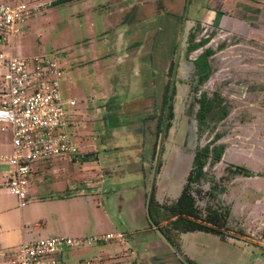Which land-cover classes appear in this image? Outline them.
Instances as JSON below:
<instances>
[{"label": "rangeland", "instance_id": "1", "mask_svg": "<svg viewBox=\"0 0 264 264\" xmlns=\"http://www.w3.org/2000/svg\"><path fill=\"white\" fill-rule=\"evenodd\" d=\"M187 2L30 0L34 11L21 24L13 52H51L61 58L60 88L72 113L67 129L80 150L33 162L35 176L24 207L15 194L0 193L11 209L1 222L0 264H12L10 255L24 238L107 233L121 236L71 247L65 263L182 264L151 225L147 209L161 135L157 124L165 116L163 101L186 8L174 115L162 144L155 198L169 204L178 198L197 146L219 132L225 153L196 188L203 191L197 194L202 209L231 208L225 237L178 232L174 243L194 264H264V29L234 25L230 2ZM192 31L197 39L208 37L205 47L215 49L216 70L202 91H220L230 108L201 137L192 86L194 59L204 47L186 55ZM83 154L92 156L82 160ZM65 194L76 197V207L53 208L43 201Z\"/></svg>", "mask_w": 264, "mask_h": 264}, {"label": "built area", "instance_id": "2", "mask_svg": "<svg viewBox=\"0 0 264 264\" xmlns=\"http://www.w3.org/2000/svg\"><path fill=\"white\" fill-rule=\"evenodd\" d=\"M30 0H0V131L11 135L13 151L0 160L10 165L0 190L6 189L24 207L34 179L33 162L39 158L77 154L68 127L72 113L67 110L60 88L64 73L61 58L51 52L33 56L15 55L14 41L21 24L31 15ZM8 47L9 50H6ZM75 105V100H70ZM116 235L73 238L59 235L23 241L11 253L12 264H66L69 248ZM78 264H91L80 262Z\"/></svg>", "mask_w": 264, "mask_h": 264}, {"label": "trees", "instance_id": "3", "mask_svg": "<svg viewBox=\"0 0 264 264\" xmlns=\"http://www.w3.org/2000/svg\"><path fill=\"white\" fill-rule=\"evenodd\" d=\"M68 1V0H64ZM55 4V3H54ZM187 7V6H186ZM222 15H225L221 11ZM209 42V38H199L192 31L187 40L186 55L190 56L192 52L203 48V51L194 59L196 67V82L192 86L195 92V100L199 104L197 112L198 134L203 136L210 123L214 125L224 120L230 113V108L225 102L222 93L215 90L212 94L207 91H202V86L214 74L216 68L212 62V57L215 54V49L205 47ZM177 48V46H176ZM174 61L170 66V73L173 70ZM170 82L167 85V90L164 98V106L168 101ZM174 95L172 97V100ZM174 106L171 103L169 117L167 123V131L171 127L172 118L174 115ZM164 120V114L159 118L157 124V132L161 133ZM221 134L217 132L215 136L204 145H198L193 157V165L190 169L186 182L181 190L178 198L172 203H160L155 198V193L150 204L149 213L151 219L168 235V237L177 244L176 236L178 232H195L202 231L212 233L220 237H225V230L228 229V221L231 214L230 207H210L206 206L205 210L198 204L197 194L203 192L196 185L201 183L206 177L209 168L222 160L225 153L226 145L223 142H218ZM157 151V144L155 152ZM92 154H83L80 156L82 160L87 159ZM238 169H246L242 166H235ZM250 175V171H248ZM196 188V189H195ZM149 216V215H148ZM151 221V220H150ZM151 225L154 224L151 222ZM189 259V258H188ZM190 260V259H189ZM192 264V260H190ZM182 264L185 262L182 260Z\"/></svg>", "mask_w": 264, "mask_h": 264}, {"label": "crops", "instance_id": "4", "mask_svg": "<svg viewBox=\"0 0 264 264\" xmlns=\"http://www.w3.org/2000/svg\"><path fill=\"white\" fill-rule=\"evenodd\" d=\"M228 2L232 3L230 6L227 7V9H230L231 13L233 10L234 25H242V26L246 25L258 29L259 28L264 29V0H223L224 4ZM0 133H1L0 157L2 155H10L13 151L11 135L9 132H0ZM5 166L10 167L9 164L0 160V182L5 180L6 175L8 174L9 171L8 169H5L4 171L2 170ZM4 191L10 192L6 189H2L0 190V193ZM75 199L76 197L74 195L65 194V195H59L57 197H49L43 199V201L51 202L53 204V208L64 209L65 207L68 208L76 207ZM10 210L11 209L7 208L5 202L0 198V236L4 235L3 233L4 230L1 226V222L7 219V216L4 214L8 213ZM23 219H24V215H23ZM56 219L59 220V217ZM65 219L66 220L69 219V216L67 214L65 216ZM25 240H32V239L24 238L23 241ZM260 243L264 244V242L262 241H260Z\"/></svg>", "mask_w": 264, "mask_h": 264}, {"label": "water", "instance_id": "5", "mask_svg": "<svg viewBox=\"0 0 264 264\" xmlns=\"http://www.w3.org/2000/svg\"><path fill=\"white\" fill-rule=\"evenodd\" d=\"M188 3H189V0L187 2V6H188ZM187 14H188V11H187V8H186L185 13H184V17H183V29H182V31L180 33V38H179L178 45H177V48H176V56H175V60H174V64H173L172 76H171L170 86H169L168 101H167V105H166V111H165L164 121H163V125H162L161 135H160V142H159L158 151H157L156 164H155V170H154V177H153V181H152V187H151V190H150V195H149V200H148V209L147 210H148V215H149V218H150L151 222L154 224V226L156 228H158L159 232L162 234V236L165 238V240L169 243V245L172 247V249L180 256V258L185 262V264H192L190 262V260L186 257V255L181 251V249L151 219V215L149 213L150 204L152 202V198H153V195H154V185H155V182H156V176H157V174L159 172V168H160V158H161V153H162V144H163L165 132H166V129H167L169 110H170V106H171V103H172V96H173V92H174V87H175L177 73H178V68H179V63H180V56H181V51H182V46H183L184 28H185V23H186V19H187Z\"/></svg>", "mask_w": 264, "mask_h": 264}, {"label": "flooded vegetation", "instance_id": "6", "mask_svg": "<svg viewBox=\"0 0 264 264\" xmlns=\"http://www.w3.org/2000/svg\"><path fill=\"white\" fill-rule=\"evenodd\" d=\"M187 257V256H186ZM188 258V257H187ZM190 260H192V259H190ZM191 262V261H190Z\"/></svg>", "mask_w": 264, "mask_h": 264}]
</instances>
